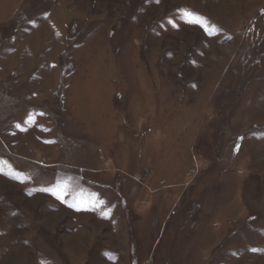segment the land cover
Instances as JSON below:
<instances>
[{
	"label": "rangeland",
	"instance_id": "rangeland-1",
	"mask_svg": "<svg viewBox=\"0 0 264 264\" xmlns=\"http://www.w3.org/2000/svg\"><path fill=\"white\" fill-rule=\"evenodd\" d=\"M0 264H264V0H0Z\"/></svg>",
	"mask_w": 264,
	"mask_h": 264
},
{
	"label": "snow or ice",
	"instance_id": "snow-or-ice-1",
	"mask_svg": "<svg viewBox=\"0 0 264 264\" xmlns=\"http://www.w3.org/2000/svg\"><path fill=\"white\" fill-rule=\"evenodd\" d=\"M188 15H193L192 13H188ZM190 22H196V23H200L202 27H205V31L209 32V34H211V29L207 26H205L202 21H190ZM237 150H239V145H237ZM65 188H67V184H65L64 186ZM48 189H44V191H47ZM53 195H57L59 199H64L63 194L61 193H57V192H53ZM70 207H73L74 205H69Z\"/></svg>",
	"mask_w": 264,
	"mask_h": 264
}]
</instances>
